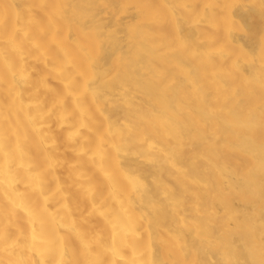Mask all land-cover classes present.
<instances>
[{
    "label": "bare ground",
    "instance_id": "bare-ground-1",
    "mask_svg": "<svg viewBox=\"0 0 264 264\" xmlns=\"http://www.w3.org/2000/svg\"><path fill=\"white\" fill-rule=\"evenodd\" d=\"M0 264H264V0H0Z\"/></svg>",
    "mask_w": 264,
    "mask_h": 264
}]
</instances>
